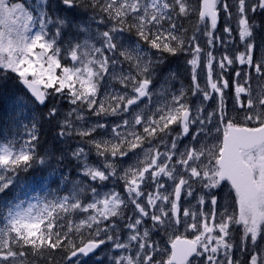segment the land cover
<instances>
[{"label":"snow or ice","instance_id":"snow-or-ice-1","mask_svg":"<svg viewBox=\"0 0 264 264\" xmlns=\"http://www.w3.org/2000/svg\"><path fill=\"white\" fill-rule=\"evenodd\" d=\"M60 2L67 10L78 7L98 10L103 14L99 23L107 22L110 27L93 32L85 21L77 25L86 34L83 41L68 42L64 47V30L71 26V21L50 11L49 0H36L33 5L0 0V76L14 74L39 105L60 94L76 106L59 121L57 135L91 137L86 141L91 145L89 151L77 147L71 153L87 180L72 182L68 194L52 199L37 203L7 202L2 216L4 223L0 226V264H41V261L50 264L54 250L62 252L68 264H86L81 258L94 254L102 245L125 253L114 257L113 264H241L235 251L252 253L258 241L261 251L250 255V264H264V87L254 93L248 85L250 73H245L244 84H235L236 102L243 111L242 118L237 119L228 116L224 90L229 81L223 78L224 70L238 63L254 69L264 79V41L257 61L254 30L259 26L249 17V13L264 12V0H233L231 5L228 0ZM221 11L226 16L223 32L232 39L233 29L228 22L234 18L243 51L233 56L224 54L217 60L211 48L219 39L215 33ZM193 15L197 24L189 35L179 21ZM201 26L208 51L196 35ZM126 32L133 33L136 39H126ZM151 50L158 55L154 57ZM165 53L191 54L187 61L192 66L189 90L192 95L200 93L203 101L217 94V107L213 111L206 112L202 103L193 110L183 87L177 94L168 92L165 86L159 95L167 93L170 101L147 115V105L139 107L144 98L151 102L153 78L164 62ZM202 55L206 68L204 87L196 75ZM125 63L127 71L122 67ZM214 63L221 70L216 79H213ZM235 76L240 78L241 72L236 71ZM113 83L126 90H112ZM134 105L139 110L133 109ZM81 109L97 117L130 114V119L123 118L114 125L97 121L86 127ZM57 112L53 106L48 118H55ZM213 117L217 121L214 125ZM137 125L142 126V134L136 131ZM98 129H108L111 139H96L93 134ZM213 129L218 135H212ZM158 134H162L160 142L165 151L159 147L145 148V141L151 145ZM165 137L171 140L165 142ZM39 139L33 123L28 139L19 143L0 142V194L15 183L21 171L27 172L34 164L43 165L46 158H52L54 153L37 152ZM138 148L141 153L135 152ZM92 149L102 158L96 163L89 160ZM130 152L134 162L123 167L120 161ZM110 177L124 181L126 196L115 190L101 192L90 183L103 184ZM161 177L171 181V191ZM62 179L67 182V177ZM149 182L155 186L154 191L146 193L142 186ZM225 184L234 193L235 210L229 212L225 207L218 216L214 190ZM194 185H199L203 192L196 197L200 207H183L182 195L193 197ZM206 203L207 212L203 210ZM129 205L132 215L124 225L128 229L127 239L122 240L120 221L125 219ZM145 218L152 222L151 228L143 227ZM180 227L186 232L191 230L192 238L170 234ZM154 230L168 236L170 247L161 248L152 239Z\"/></svg>","mask_w":264,"mask_h":264},{"label":"rangeland","instance_id":"rangeland-1","mask_svg":"<svg viewBox=\"0 0 264 264\" xmlns=\"http://www.w3.org/2000/svg\"><path fill=\"white\" fill-rule=\"evenodd\" d=\"M14 2H26L28 5H33L36 0H14ZM229 4H232V0H228ZM61 8L58 10V8ZM63 6L60 2V0H49V10L50 11H55L57 12V14L60 15V11L61 13H64L63 11ZM65 10V9H64ZM231 11L234 12V9L230 8ZM224 13V12H223ZM103 16L102 13H99L98 15H87L85 16L86 19H83L82 21H80V24H84L85 21L87 22L86 26H90L91 30L93 32H95L97 29L99 31H105L108 30V27H110V25L106 22V23H99V19L100 17ZM95 18V19H93ZM226 22V16L224 14V22H222L221 28L218 29V31L215 33V35H217L219 37L218 40L215 41V46L213 48H211V51L213 52V55L218 59H220L224 54H228L229 56H233L235 53H237L238 51H243V47L241 45H239V37L237 34V31L233 29V22H234V18L232 21H229L228 23L230 24V26L232 27L233 31H232V39H229L228 34L223 32V27L225 25ZM235 24V22H234ZM74 25V24H71ZM75 26L77 27V24H75ZM76 27L73 28V31H76L75 35H71V31L69 29V27H67V36H63V40H64V47L67 46L68 42H82L83 39L85 38V33H82L79 31V29H77ZM220 31V32H219ZM237 34L236 37H234ZM197 37H198V42L201 44V46L205 49V51H208L209 48L206 44V40L207 37L205 35H203V28L201 29V31L197 32ZM125 36V33H124ZM128 39V38H126ZM132 39V38H130ZM225 39V44L228 41V43L226 44V46H224V44L222 43ZM264 41L261 39L257 40V43L259 45H261V42ZM141 46L145 49L148 50L147 45L145 44H141ZM260 52H254V59H256L257 61L259 60L260 56H261V47L259 48ZM153 56L155 57L156 55H158V53L156 52V50H151ZM191 54L188 57L187 61L190 60ZM122 59V58H121ZM164 59H165V55H164ZM174 65H177L176 63H174ZM122 67L125 69V71L128 70V65L125 63L122 65ZM185 68L187 71V76L188 79L190 80L189 86H181L179 83L184 84V80L182 78L181 75H179L178 77V82L173 83V87L171 85V83L167 82V84H164V80L162 79L161 73L157 72L158 68L156 70V74L153 78V85H152V91L154 93V95L152 96L151 102L149 103L148 99L145 98L143 100L140 101V108H144L145 105H147V108H145V113L147 114H151V113H155L156 108L158 106H160L162 103H164L166 100L170 101L171 100V96L168 95L167 93L164 96L159 95L161 87L165 86L168 89V92H175L178 94V90L181 89L182 87L188 92V100L187 102L193 106V110L194 107L196 105H200L201 103L203 104L205 111L206 112H211L213 111L216 107H217V102H218V95L213 93L212 95V99L208 100V101H203V97L200 93H197L196 95H192V92L189 90L192 86V80H191V68L192 66L186 62L185 64ZM239 71L241 72V77L237 78L235 76V72ZM221 72V70L219 69L218 65L216 63L213 64V79H216L218 74ZM245 73H250L251 78L248 81V84L252 87L254 93L256 90L264 87V79H261L258 74L255 73L254 69H250L248 68V66H242L239 65L238 63H234L231 67L226 68V70H224V74H223V78L227 79L229 81V87L227 89L224 90V99L226 102V107H227V112H228V116L232 117L235 116L237 117V119H241L243 116V111L239 110V105L236 102V97H235V84L236 83H241L244 84V75ZM197 81L201 84V87L205 86V79H206V68L204 67V57L202 55V63L201 66L197 68ZM1 85L5 87V89L8 91L10 90V94L12 98V100L14 101V103L18 106H22L25 103H28V100H26L23 97H17V92L20 91L19 86L22 87L17 79V77L14 74H9L8 77H4L1 76ZM248 86V85H245ZM112 90H115L117 92H123L126 89L123 88V86H121L118 83H113L111 86ZM50 92L52 90H49ZM67 91V90H66ZM105 91V89L102 87L101 88V94H103V92ZM127 91H129V93L131 94V90L130 88L127 89ZM15 92L16 97L12 96L13 93ZM63 96H61L60 94H56L54 96H50L49 98L52 99V101L54 100H58L61 101L63 98ZM103 98V96L101 95V99ZM245 97L242 94L241 99L243 100ZM54 105H52L51 107H53ZM55 107L58 109L57 112V116L55 117V119L57 120V122L59 123V121L63 120L64 116L69 113L73 108H75V105H72L69 100L66 101V106L65 108H61L62 106H60L59 104H56ZM133 109H137V106L134 105ZM139 110V109H137ZM68 111V112H67ZM81 111L83 112L84 116H85V121H83L84 126H89L91 124H95L97 121H99L100 123H105V124H109V125H114L116 123H120V121L123 118H129L130 119V114H124L123 116L121 115H115V116H101V117H97L95 115H92L89 111H87L86 109H81ZM131 111V110H130ZM103 118V119H102ZM87 121V122H86ZM109 122V123H108ZM112 122V123H111ZM216 117H213V125L216 124ZM60 125V123H59ZM213 125H208L209 128H212ZM173 129H176V126L173 125L171 126ZM136 131L142 134V126L141 125H137L136 126ZM160 135L162 134H158L156 139L152 140L151 145H149L147 143V141H145L144 147H159L160 151H165V148L163 146V144H161L160 142ZM213 136L218 135L217 133H215L214 129H213ZM76 136V135H74ZM93 136L96 139H101V138H106V139H111V135L108 129H103L100 130L98 129L96 133L93 134ZM4 138H0V142H4L7 140H14L17 143L21 142L18 140V137H16V134L14 133H8L5 132L3 134ZM77 139L75 141V143L73 144V151L77 148V147H84L86 151H89V149L91 148V145L87 144L86 141L90 138H84L82 139L79 136H76ZM165 142L170 141L171 137H165ZM187 138H185L186 140ZM136 153H141V149H136L135 150ZM102 158L97 157L95 154V150L92 149L90 154H89V160L93 163H96L98 161H100ZM135 157L133 156V153H129V155L127 157H123L120 161L121 165L123 167H127L129 164H132L134 162ZM76 162V166H77V173L79 175V180H87V178L83 177L81 171H80V166L78 164V162L75 160ZM118 174H119V169H118ZM161 182L165 183L166 188L168 189V191H171V181H168L167 178L161 177ZM92 183L94 186H97L98 189L101 192H108L111 190H115L117 192H120L122 195L126 196L125 193V189H124V181L123 180H119L117 178L114 177H110L108 181L104 182L103 184H97V182H90ZM145 190V192H151L154 191V185L151 184L149 182V184L145 187L142 186ZM194 193H193V197H184L182 195V200L181 203L183 205V207H191V206H195L196 208H199L200 206L196 204V197L198 194H203L201 188L199 185H194ZM206 191V190H205ZM214 194L217 197V206H216V211L218 213V216L221 212L224 211L225 207H227L229 212L234 211V201L231 195V191H230V187L228 185H222L220 188L215 189L214 190ZM53 197L51 196H39L37 194H35L34 196H32V198H28L25 201V203H37L41 200L44 199H52ZM207 196H206V200H207ZM87 199H90V195L87 197ZM87 199L85 200V202H87ZM143 199V197L141 198ZM132 206L129 205V210L126 212L125 214V219L123 221H120V236L122 240H126L127 239V235H128V229L126 227H124V225L127 223V219L129 216L132 215ZM203 210L205 212H207L209 210V205L206 203L203 206ZM86 215V214H84ZM152 222L150 220H148L147 218H145V224L143 225V227H148L151 228ZM171 235H185L187 237H189V235H191V237L193 236V233L191 230H188L187 232L184 230L183 227H180L177 231H175L174 233H170ZM238 234L240 236V233L238 231ZM152 239L155 240L159 246L161 248H165V247H170V244L168 243V236L164 234L163 231L160 230H154L152 233ZM237 244H239V238L237 241ZM259 249L262 248V245L260 244V242L258 241L257 246ZM104 249L106 251L109 252L110 256L112 258L116 257L118 254H125L123 253L121 250H116L114 248H112L110 245H105ZM132 251H135V249L133 248ZM237 252H239V259L240 257H242V255H245L246 252H240L239 250H236L235 252V256L238 257ZM250 254V253H249ZM160 257V253L157 254V258ZM82 259V258H81Z\"/></svg>","mask_w":264,"mask_h":264},{"label":"trees","instance_id":"trees-1","mask_svg":"<svg viewBox=\"0 0 264 264\" xmlns=\"http://www.w3.org/2000/svg\"><path fill=\"white\" fill-rule=\"evenodd\" d=\"M86 2V0H85ZM233 3V0H232ZM100 12L92 8L78 7L71 10L69 17L83 19L87 15H98ZM250 21L252 19L259 26L260 33H264V12H257L255 14L249 13ZM184 28L188 29V34L191 35L196 28L197 17L195 15L188 18H181L179 21ZM128 36L132 39H136L133 33H128ZM243 47V44L239 42ZM164 62L159 65L158 70L161 73V77L164 82L167 81L173 85L178 82L179 75L182 76L184 84L183 86H189L190 80L187 76V71L183 61V53L171 56L167 53L164 54ZM176 63L177 65H174ZM174 74V76H172ZM171 77V78H170ZM170 78V79H169ZM0 76V138H3L5 132L14 133L18 136L19 140L28 139V133L31 131L32 124L35 123L38 135L39 146L37 152L40 155H45V152L54 153L51 159L46 158V163L43 165L34 164V166L27 172L21 171L16 177L15 183L4 193L0 194V226L4 221L2 216L4 214V205L9 201L19 202L20 200H26L32 198L35 194L39 196H51L68 194V188L71 183L79 180L77 173V166L75 159L72 157L73 144L77 137H64L61 138L57 135L60 127L55 118H48V111L52 108V105L59 104L61 108H65L68 98L63 96L61 101L48 99V103L44 107H38L28 97L22 87L19 86L20 91L17 93V97H23L28 100L22 106H18L12 100L10 90H6L1 85ZM12 96L16 97L15 92ZM27 125V127H25ZM63 157L59 159V157ZM67 177V182L62 179ZM60 192V193H59ZM87 199V197H86ZM87 238V237H85ZM78 242V241H77ZM52 260L50 264H68L64 259V254L59 250L52 252ZM28 259H32L31 256ZM86 264H113V258L109 252L105 249L100 251L96 256L89 258H83ZM41 264H49L48 261H41Z\"/></svg>","mask_w":264,"mask_h":264},{"label":"flooded vegetation","instance_id":"flooded-vegetation-1","mask_svg":"<svg viewBox=\"0 0 264 264\" xmlns=\"http://www.w3.org/2000/svg\"><path fill=\"white\" fill-rule=\"evenodd\" d=\"M238 241V239H237V237H236V242ZM261 251V249H259V248H254L253 250H252V253H248L247 255H245V256H242L241 257V259H242V261H241V264H250V255L251 254H256V253H259ZM236 252V251H235ZM239 252H237V254H238ZM235 258L236 259H238V260H240L239 259V254H238V257H236L235 256Z\"/></svg>","mask_w":264,"mask_h":264},{"label":"water","instance_id":"water-1","mask_svg":"<svg viewBox=\"0 0 264 264\" xmlns=\"http://www.w3.org/2000/svg\"><path fill=\"white\" fill-rule=\"evenodd\" d=\"M25 89H26V88H25ZM26 91H27L28 94L31 96V93H30L27 89H26ZM31 97H32V96H31ZM32 98H33V97H32ZM33 99H34V98H33ZM34 101H35V99H34ZM35 102H36V101H35ZM36 103H37V102H36ZM37 104H38V103H37ZM45 104H46V103H45ZM38 105H39V104H38ZM40 106H43V105H40ZM102 247H103V245L101 246V248H102ZM101 248H100V249H101ZM98 250H99V249H97L96 252H97ZM96 252H95V253H96ZM95 253H94V254H95ZM91 255H93V254H90V256H91Z\"/></svg>","mask_w":264,"mask_h":264},{"label":"bare ground","instance_id":"bare-ground-1","mask_svg":"<svg viewBox=\"0 0 264 264\" xmlns=\"http://www.w3.org/2000/svg\"><path fill=\"white\" fill-rule=\"evenodd\" d=\"M253 20V19H252ZM264 22V21H263ZM249 85V84H248ZM247 87V86H246ZM252 88V87H251ZM68 112V111H67ZM103 119V118H102ZM87 122V121H86ZM84 123V122H83ZM109 123V122H108ZM112 123V122H111ZM60 193V192H59Z\"/></svg>","mask_w":264,"mask_h":264}]
</instances>
